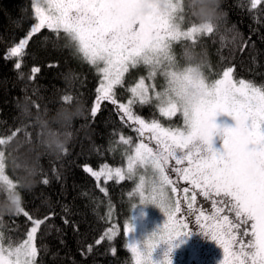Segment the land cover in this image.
<instances>
[{"label":"snow or ice","instance_id":"6c2138e0","mask_svg":"<svg viewBox=\"0 0 264 264\" xmlns=\"http://www.w3.org/2000/svg\"><path fill=\"white\" fill-rule=\"evenodd\" d=\"M162 3L166 9L161 8ZM260 3L252 0L251 7ZM177 4L178 0H35L38 22L10 48L8 58L21 57L32 36L49 29L76 57L95 68L98 87L92 116L103 103H109L121 121L131 122L128 127L134 128L140 142L133 147L132 137L119 136L130 146L126 172L120 167L94 171L87 165L83 170L97 180L106 176L119 181L126 176L133 179L138 170L150 171L147 185L140 177V204H155L167 217L146 241L150 264H173L171 253L178 247L174 242L192 235L190 223L222 248L221 264H264V81L239 78L235 65H225L214 77L205 73L199 81L202 95L198 104L182 106L174 98L172 85L190 79L192 70L181 60L202 34L213 33L214 25L182 27L184 16ZM178 43L182 49L179 59L174 47ZM21 67L19 62L14 64L17 70ZM140 67L147 75L126 79ZM32 72L39 73L40 68L34 67ZM158 75L164 84L150 93L156 86L146 80L154 81ZM118 89H126L131 98L122 102ZM137 106L140 114L134 111ZM149 106L153 110L143 117L144 107ZM155 109L169 120L180 113L182 124L165 126L155 118ZM221 114L231 117L235 126L218 125L216 118ZM145 133L154 141L152 146L145 142ZM216 137L222 140V147L215 146ZM5 143L0 139V145ZM4 158L0 151V182L15 190L16 185L5 175ZM178 180L186 183L178 184ZM18 213L33 226L18 235L0 227V264H37V233L44 220H33L22 206ZM132 232L129 219L125 235ZM105 235L111 240L115 233L109 228ZM164 244L168 249L163 260L153 259ZM126 247L134 264H145L138 242L128 239Z\"/></svg>","mask_w":264,"mask_h":264},{"label":"trees","instance_id":"16d2710c","mask_svg":"<svg viewBox=\"0 0 264 264\" xmlns=\"http://www.w3.org/2000/svg\"><path fill=\"white\" fill-rule=\"evenodd\" d=\"M251 2L220 0L222 18L213 33L202 34L192 45L207 54L210 78L225 65H235L237 77L264 81V0L254 9ZM183 16L182 27L199 24L190 10ZM35 21L33 0H0V139L6 141L0 151L21 206L33 220H44L37 233V264H133L123 230L132 179L98 181L83 166L123 165L130 146L119 136L132 137V144L140 137L107 102L92 116L98 74L51 30L34 34L21 57L8 58ZM174 47L181 58L180 44ZM16 62L21 69L14 68ZM34 67L40 72H32ZM117 95L122 102L130 98L126 89ZM153 107H144L143 117ZM134 111L140 114L139 106ZM155 111L162 123L182 124L180 113L169 120ZM31 225L17 213L5 217L0 227L18 235ZM109 228H116L111 240L105 235Z\"/></svg>","mask_w":264,"mask_h":264},{"label":"rangeland","instance_id":"374dc122","mask_svg":"<svg viewBox=\"0 0 264 264\" xmlns=\"http://www.w3.org/2000/svg\"><path fill=\"white\" fill-rule=\"evenodd\" d=\"M34 4H35V0H33V9H34ZM34 14H35V11H34ZM35 22H38V21H35ZM137 75H147L146 69L144 67H140L137 70H133L132 72H130V76L135 77ZM146 83L155 84V86H156L155 89L150 88V93H154V91L159 90L160 86L162 84H164V80L161 76L158 75L154 81L153 80H146ZM130 98H131V96H130ZM127 99H129V98H127ZM123 102H126V101H123ZM216 122L222 128L223 127H229V126H232V127L235 126V121L231 117L227 116L226 114H221V115L217 116ZM162 124L167 126V124H165L164 122ZM177 125H179V124H177ZM149 135L150 134L145 133L146 137H148ZM139 142H140V139H138L137 141H133V144H132L133 147L135 144H138ZM149 143L152 146L154 141H149ZM222 143L223 142L220 139V137L215 138V146L216 147H222ZM129 154H130V151H129V153H127L126 158H125V162L123 165H119V166L105 165V166H102L99 168H93L92 166H90V167H92L94 171H101L105 167L112 168V169H115L116 167H120L126 172L127 171V162H128L127 157ZM170 175L172 176V178L174 180H176V177L174 175H172V173H170ZM141 176L144 177L146 185H147V183H149L151 181L150 171L144 172L143 170H138L137 175L132 179V182H133L132 192L129 195V201H130V206H131L130 214H129L128 219L124 222V226H123L124 229L123 230H124V234H125V225H126L127 221L129 219H131L135 225V231L130 233L128 237H127V235H125L126 244L128 243V239H130L132 241L142 240L145 236L154 232L158 227H162L163 224L166 222V219H167L165 214L156 205H154V204H149V205L140 204V197H139L137 189H138V186L140 183V177ZM125 178H128V177L126 176ZM113 179L116 181H119L118 178H116V177H113ZM100 180H109V179L106 176H101L98 181H100ZM177 183L183 185L186 182H184L182 180H178ZM173 195H176V194H173ZM201 199L202 198L198 196V201ZM207 207L208 206L206 205V207H205L206 214H207ZM32 226L33 225H31L30 228ZM190 229L192 230L191 236L181 237L174 242L176 245H178V247H175L171 253V258H172L173 264H217V261H216L217 257H220V261L222 262V259H223L222 248L219 247L215 241L211 240L209 237L205 236L203 233H200L198 231V229H196V227L191 223H190ZM113 231L115 233L116 228H113ZM167 249H168V245H166V244L161 245L157 249V251L154 253V259L157 261L163 260L164 252L167 251ZM219 264H220V262H219Z\"/></svg>","mask_w":264,"mask_h":264},{"label":"clouds","instance_id":"9594fccd","mask_svg":"<svg viewBox=\"0 0 264 264\" xmlns=\"http://www.w3.org/2000/svg\"><path fill=\"white\" fill-rule=\"evenodd\" d=\"M160 6L162 9H166L167 7L164 3ZM177 6L182 12H184L185 9L190 10L191 14L199 21V24L216 25L222 18V14L219 11L220 0H178ZM184 61L186 67L192 70L190 73L191 78L187 80H178L172 87L175 89L174 98H176L182 106L190 108L200 101L202 92L199 81L204 78L206 69L209 66V61L205 52H198L195 49H190L185 53ZM23 111L26 115L28 114L26 108ZM21 203V196L15 190H9L7 184L0 182V225L3 224L5 217L15 215L19 212ZM149 204L152 203L144 205ZM130 223L133 225L134 232L135 225L131 219ZM157 229L154 232H156ZM154 232L145 236L142 240L136 241L139 243L141 251L144 252L145 264H150L149 250L146 247V241L152 237Z\"/></svg>","mask_w":264,"mask_h":264},{"label":"flooded vegetation","instance_id":"af4514ba","mask_svg":"<svg viewBox=\"0 0 264 264\" xmlns=\"http://www.w3.org/2000/svg\"><path fill=\"white\" fill-rule=\"evenodd\" d=\"M218 258H219V259H218ZM216 261H217V264H219V262H220V264H221L220 257H217V258H216Z\"/></svg>","mask_w":264,"mask_h":264}]
</instances>
